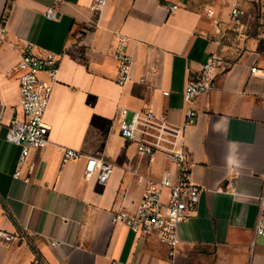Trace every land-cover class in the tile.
Here are the masks:
<instances>
[{"label": "crops", "instance_id": "1", "mask_svg": "<svg viewBox=\"0 0 264 264\" xmlns=\"http://www.w3.org/2000/svg\"><path fill=\"white\" fill-rule=\"evenodd\" d=\"M231 1L108 0L96 17L93 0H0V228L24 235L0 242V264H264V237L254 230L264 182V42L227 30ZM239 4L248 25L264 26V0ZM52 7L57 19L46 17ZM122 36L133 60L124 86L114 58ZM26 50L59 61L45 114L50 142L32 153L29 183L13 178L21 149L6 140L22 117L18 64ZM212 53L228 65L216 68L213 90L196 98V121L185 127L191 180L202 190L172 249L156 234L112 222L114 212L136 208L146 175L175 171L163 154L149 167L120 120L124 111L129 121L152 110L183 126L185 86ZM65 147L105 156L114 174L104 185L86 180V158L62 166Z\"/></svg>", "mask_w": 264, "mask_h": 264}, {"label": "built area", "instance_id": "2", "mask_svg": "<svg viewBox=\"0 0 264 264\" xmlns=\"http://www.w3.org/2000/svg\"><path fill=\"white\" fill-rule=\"evenodd\" d=\"M59 1V0H55ZM108 0H93L90 11L100 17L107 6ZM231 20L227 30L242 33L247 30L255 32V38L264 42V26L257 29L245 22L248 11L242 8L239 0L231 1ZM173 10L177 6L172 7ZM214 15V10H209ZM48 19H57L55 8L46 11ZM221 32L224 23L215 22ZM3 28L0 29L2 31ZM127 37H120L114 51L118 63L116 82L124 86L130 81L132 56L127 50ZM228 65L223 58L212 53L202 64L199 73L190 78L184 89V99L188 103L185 123L178 126L166 115L157 114L152 110L136 111L131 120H126L124 112L120 120V133L129 141L135 143L138 155L147 160L152 167L158 154H163L175 167V171H165L159 178L146 175L144 191L136 208L132 211L120 210L112 214L113 224L126 225L137 235L156 234L158 240L175 249L179 242V226L187 221L198 208L202 188L191 180V170L184 151L185 127L196 121L197 112L194 101L200 95L209 93L215 86V70L220 65ZM21 71L19 78L20 101L22 117L14 118L8 128L6 140L18 147L21 152L18 158L13 178L25 183L31 181L35 163L30 161L34 151L45 148L50 142V129L45 123V114L50 104L53 86L57 81L59 61L53 56L41 57L31 50H26L18 64ZM257 66L251 68V73L258 72ZM46 72L49 82L43 81L39 74ZM168 95V92H164ZM86 158L84 177L95 179L97 183L106 184L115 172L116 166L105 156H86L81 151L65 147L62 151L61 164ZM26 170V173L24 171ZM258 216L255 224V234L264 237V182L261 193L257 196ZM24 235L12 234L0 228V242L11 245L16 240H22ZM59 241H54L56 246Z\"/></svg>", "mask_w": 264, "mask_h": 264}]
</instances>
